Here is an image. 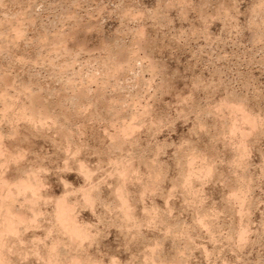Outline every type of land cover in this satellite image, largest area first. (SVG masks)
I'll return each instance as SVG.
<instances>
[{
	"label": "rangeland",
	"instance_id": "obj_1",
	"mask_svg": "<svg viewBox=\"0 0 264 264\" xmlns=\"http://www.w3.org/2000/svg\"><path fill=\"white\" fill-rule=\"evenodd\" d=\"M0 45V99L20 91L11 107L18 100L29 106L37 94L46 104L41 99L35 106L48 110L31 130L20 120L7 124L11 137L3 124L19 107H0V148L10 150L1 154L21 170L7 166L8 174L0 165V174L17 180L30 169L43 183L36 192L44 200L35 197L34 213H25L36 219L26 229L38 225L34 233L25 229V242L49 243L60 235V223L48 231L56 199L64 195L72 216L94 225L84 249L97 264H110V257L116 264H264L259 0H0ZM232 124L243 130L230 133ZM122 204L132 206L141 226L115 216ZM142 206L153 212L158 206L157 219L143 220ZM108 207L115 209L111 217L104 215ZM146 218L154 221L142 226ZM28 253L27 260L15 251L6 257L10 264L45 263Z\"/></svg>",
	"mask_w": 264,
	"mask_h": 264
},
{
	"label": "bare ground",
	"instance_id": "obj_2",
	"mask_svg": "<svg viewBox=\"0 0 264 264\" xmlns=\"http://www.w3.org/2000/svg\"><path fill=\"white\" fill-rule=\"evenodd\" d=\"M0 47H1V45H0ZM3 48V47H2ZM51 49V48H50ZM43 50V49H42ZM62 50V49H61ZM34 52V51H33ZM61 52V51H60ZM37 53V52H36ZM10 54V53H9ZM49 54V53H48ZM42 56V55H41ZM58 56V55H57ZM55 57H56V55H55ZM11 59V58H10ZM40 59V58H39ZM59 59V58H58ZM61 59V58H60ZM46 60V59H45ZM50 61V60H49ZM2 62V61H1ZM63 63V62H62ZM50 64V63H49ZM55 64V63H54ZM23 65V64H22ZM44 65V64H43ZM46 65H47V63H46ZM29 66V65H28ZM51 68V67H50ZM62 68V67H61ZM21 69V68H20ZM45 70H46V68H45ZM52 70V69H51ZM63 70V69H62ZM62 70H60V71H62ZM1 71V70H0ZM53 71V70H52ZM51 72V71H50ZM59 72V71H58ZM2 73V72H1ZM12 73V72H11ZM23 73V72H22ZM27 74V73H26ZM58 74V73H57ZM63 74V73H62ZM15 75V74H14ZM16 76V75H15ZM24 76V75H23ZM49 76V75H48ZM47 78V77H46ZM74 78V77H73ZM1 81H2V86H3V81L5 80V79H0ZM1 81H0V84H1ZM12 81V80H11ZM68 81V80H67ZM7 82V81H6ZM5 82V83H6ZM34 83V82H33ZM7 84V83H6ZM52 84V83H51ZM123 84V83H122ZM5 85V84H4ZM14 85V84H13ZM28 85V84H27ZM66 85V84H65ZM1 86V85H0ZM1 86V87H2ZM68 86V85H67ZM116 86V85H115ZM1 87H0V89H1ZM7 87V85H5L4 86V88H6ZM8 87H10V86H8ZM7 87V88H8ZM34 87V86H33ZM66 87V86H65ZM123 87V86H122ZM3 88V87H2ZM7 88H6V90H7ZM61 88V87H60ZM36 89V88H35ZM80 89V88H79ZM6 90H5V93H6ZM2 90H0V92H1ZM13 91V90H12ZM46 91V90H45ZM16 94H14L15 95V97L13 96V95H11V98H13L14 97V99H17L18 98V95L17 94H19L20 95V91L19 92H16V91H14ZM37 93H38V91H37ZM42 93V92H41ZM6 95H10V94H5L4 95V92H3V96H6ZM60 95H61V93H60ZM1 96V95H0ZM13 96V97H12ZM17 96V97H16ZM23 96V95H22ZM32 96V95H31ZM43 96V95H42ZM41 96V97H42ZM9 97V96H8ZM3 97V98H1L0 99V107L2 106V107H5L6 108V105L8 106V104L10 105L9 107H11V103L13 102L12 101V99L9 97ZM20 97V96H19ZM24 97V96H23ZM39 97H40V95H39ZM40 97V98H41ZM46 97V96H45ZM76 97V96H75ZM35 98V96L33 97V99ZM38 97H37V94H36V100H35V102L33 101V100H31L32 99V97H31V101H30V103L28 102V101H26V103L29 105V106H26L25 104H23V102H25V100L23 101L22 100V102L20 101V100H18V102H20V103H22L24 106L23 107H21L22 106V104H19V103H15L16 105V107L18 106L19 108H16L17 110L16 111H14L12 114H10V111L15 107L14 105H12L13 107H11L10 108V111L8 112V114H10V115H8V121L9 122H6L5 124H3V125H5L7 128L6 129H8L9 127L8 126H10L11 125V123L12 124H14V123H16V124H18V122H19V120L20 121H23V126H25L24 128H30V130H31V128L32 127H35V125H33V124H35L34 122L35 121H39L40 122V120H45V119H43L44 117H45V115L47 114L48 115V110H47V108H46V106L45 105H43V103H41V102H44L43 100L44 99H42V101L41 102H39V104L41 103V106H40V108L38 107V105H37V107L35 106L36 104H38L37 103V101H40L39 100V98L37 99ZM52 98V97H51ZM47 100V99H46ZM50 100V99H49ZM77 100V99H76ZM16 102H17V100H15ZM52 101V100H51ZM68 102V101H67ZM35 103V104H34ZM48 103V102H47ZM44 104H46L45 102H44ZM48 106V105H47ZM1 107V108H2ZM0 108V109H1ZM7 109V108H6ZM79 109V108H78ZM233 109H234V107H233ZM236 109V108H235ZM238 109V108H237ZM3 110V109H2ZM8 110V109H7ZM15 110V109H14ZM28 110V111H27ZM4 111V110H3ZM231 111H232V109H231ZM235 111V110H234ZM5 112H7V111H5ZM73 112V111H72ZM4 114V113H3ZM46 115V116H47ZM6 116V115H5ZM246 116V115H245ZM49 117H50V114H49ZM1 118V117H0ZM6 118V117H5ZM5 118H4V120H5ZM62 118V117H61ZM246 118H248L247 116H246ZM1 119H3V118H1ZM22 119V120H21ZM56 119V118H55ZM66 119V118H65ZM5 121H7V120H5ZM41 121V122H42ZM46 121V120H45ZM53 121V120H52ZM40 122V123H41ZM54 122V121H53ZM4 123V122H3ZM37 123V122H36ZM39 123V124H40ZM42 123H44V122H42ZM41 123V124H42ZM49 123V122H48ZM7 124H8V126H7ZM10 124V125H9ZM16 124H15V126H16ZM21 124V123H20ZM47 124V123H46ZM231 124V123H230ZM230 124H229V126H230ZM37 125V124H36ZM51 125V124H50ZM4 126V127H5ZM12 126H14V125H11V127ZM14 126V127H15ZM45 126V125H44ZM43 126V127H44ZM139 126V125H138ZM52 127V126H51ZM63 127V126H62ZM13 128V127H12ZM12 128H10L11 130H12ZM40 128V127H39ZM42 128V127H41ZM47 128V127H46ZM36 129V128H35ZM54 129V128H53ZM37 130V129H36ZM76 130V129H75ZM228 130V129H227ZM238 131V130H243V128L242 129H240V127L237 125H231V129H230V133H232L233 131ZM10 130L8 129V132H9ZM16 131V130H15ZM51 131V130H50ZM49 131V132H50ZM137 131V130H136ZM135 131V132H136ZM150 131V130H149ZM3 132H4V130L3 131H1V127H0V143H3L2 142V138H3ZM8 132H6V133H8ZM11 132V135H12V131H10ZM40 132V131H39ZM46 132V131H45ZM140 132V131H139ZM14 133V132H13ZM71 133V132H70ZM146 133V132H145ZM228 133V132H227ZM242 133V132H241ZM244 133V132H243ZM15 134V133H14ZM107 134V133H106ZM132 134V133H131ZM7 135V134H6ZM10 135V136H11ZM16 135H17V133H16ZM138 135V134H137ZM147 135V134H146ZM151 135V134H150ZM9 136V135H8ZM18 136V135H17ZM130 136V135H129ZM242 136V135H241ZM11 137H13V135L11 136ZM57 137V136H56ZM120 137V136H119ZM5 138V137H4ZM10 138V137H9ZM9 138H7V139H9ZM116 138V137H115ZM151 138H153V137H151ZM221 138V137H220ZM219 138V139H220ZM242 138V137H241ZM216 139V138H215ZM18 140H19V138H18ZM60 140V139H59ZM111 140H113V139H111ZM211 140V139H210ZM10 141V140H9ZM12 141V140H11ZM14 141V140H13ZM20 141V140H19ZM61 141V140H60ZM71 141V140H70ZM119 141V140H118ZM131 141H132V139H131ZM224 141V140H223ZM76 142V141H75ZM113 142V141H112ZM138 142V141H137ZM141 142V141H140ZM13 143V142H12ZM64 143V142H63ZM129 143V142H128ZM162 143V142H161ZM242 143H244L243 142V140H242ZM75 144V143H74ZM82 144V143H81ZM109 144V143H108ZM114 144V143H113ZM121 144V143H120ZM132 144V143H131ZM135 144V143H134ZM73 145V144H72ZM147 145V144H146ZM151 145V144H150ZM3 146H4V144H3ZM6 146V145H5ZM79 146V145H78ZM6 147H8V146H6ZM4 148V147H1L0 148V157H2V156H5L6 155V153L7 154H9V151L10 150H8L7 148ZM147 147V146H146ZM163 146H161L160 148H162ZM122 148V147H121ZM158 148V147H157ZM106 149V148H105ZM135 149V148H134ZM148 149V148H147ZM164 149V148H163ZM81 150V149H80ZM188 150V149H187ZM191 150V149H190ZM7 151V152H6ZM64 151V150H63ZM157 151V150H156ZM155 151V152H156ZM4 152H6L5 153V155H2V154H4ZM14 152V151H13ZM73 152H75V151H73ZM143 152V151H142ZM190 152V151H189ZM2 153V154H1ZM64 153V152H63ZM69 153V152H68ZM77 153V152H76ZM151 153H153V152H151ZM188 153V152H187ZM67 154V153H66ZM135 154V153H134ZM154 154V153H153ZM186 155V154H185ZM9 156V155H8ZM41 156V155H40ZM73 156H74V154H73ZM131 156V155H130ZM135 156V155H134ZM188 156V155H187ZM70 157V156H69ZM78 157V156H77ZM133 157V156H132ZM9 158V157H8ZM7 158V159H8ZM65 158V157H64ZM148 158V157H147ZM2 159H4L6 162L8 161V163L10 162L9 160H11V162H13L12 161V159L10 158V159H6V156L5 157H3V158H0V161L2 160ZM41 159V158H40ZM69 159V158H68ZM153 159V158H152ZM182 159H183V157H182ZM4 160H2L0 163V165L1 166H3V165H6V166H4L3 168H5V167H7V166H9V168L10 169H13L14 167H15V170L17 169V168H19V170H20V167H18V165H17V167L16 166H14L13 164L11 165V162H10V164H6V162L5 163H3L4 162ZM190 160V159H189ZM21 161V160H20ZM193 161V160H192ZM191 161V162H192ZM19 162V161H18ZM146 162V161H145ZM151 162V161H150ZM155 162V161H154ZM178 162V161H177ZM29 163V162H28ZM147 163V162H146ZM145 163V164H146ZM151 164V163H150ZM12 167H11V166ZM82 165V164H81ZM144 165V164H143ZM182 165V164H181ZM192 165V164H191ZM0 166V168H2ZM98 166V165H97ZM131 166V165H130ZM137 166V165H136ZM145 166V165H144ZM147 166V165H146ZM28 167V166H27ZM35 167V166H34ZM79 167V166H78ZM175 167V166H174ZM178 167V166H177ZM186 167V166H185ZM210 167V166H209ZM3 168H2V170H0V172L2 171V174H4L3 173V171H5V170H3ZM8 168V170H9V172H8V170L6 169V171L8 172V174L10 173V169ZM162 168V167H161ZM207 168V167H206ZM22 169V168H21ZM36 169H37V167H36ZM81 169H86V167H84L83 168V166H82V168H80V170ZM120 169V168H119ZM43 170V169H42ZM79 170V171H80ZM82 170V171H83ZM87 170V169H86ZM122 170V169H121ZM150 170V169H149ZM190 170H191V168H190ZM208 170V169H207ZM206 170V171H207ZM13 171V170H12ZM11 171V172H12ZM21 171V170H20ZM23 171V170H22ZM30 169H29V174L27 173V170H25L22 174H20L21 175V177L20 176H18V174L19 173H17V175L16 176H18V177H16L17 178V180L15 179V177H13V176H10L11 178H9V177H7V174L5 173V175H6V177L3 175V177H2V174H0L1 176H0V264H10V262H12V261H10L11 259L9 258H7L6 256H7V253H9V252H11V251H15V254H16V252H17V254H16V256H17V258H21L22 259V257H26V254L28 253V252H30L31 254H32V256H34V259H35V255H36V257L37 258H39V260H41L42 259V261H44L45 263L44 264H97L98 263V259H97V257H95V256H93V255H91V254H89L88 253V250H86V249H84V247H86L85 246V244H86V240L88 239V237H89V235L91 236V232H92V227H89V222H86V221H82V220H80V219H78L77 217H75V215H73L72 216V214H71V211L73 210H71V211H69L68 209H66L65 208V206H68V205H66L65 203L67 202V199L65 198V196L63 195V197L61 196V198H59V199H56V202H55V204H54V209L52 210L53 211V220H56V221H58V222H54V223H52L53 224V227H51L50 226V230L48 231L49 233L50 232H53L52 231V229H54L55 228V226H56V223H60L59 225H57V227L59 228V231H62L63 233H64V235L62 236V237H60V235H61V233L62 232H60V235H59V233H57V232H55V231H57L58 229H57V227H56V229L57 230H55L54 231V233L53 234H55V233H57V235H55V236H52V237H54L53 238V240H52V238H50L49 239V243H47V242H44V240L43 241H40V239H41V237H40V239H39V236H38V238L37 239H39V240H36V239H34L33 240V238L29 241V239H28V241L29 242H25V237H26V231H28L30 228H31V232H33L32 230H36V229H34V226H33V223H34V221L36 220H31V219H33V218H31V216H29V217H27V215L26 214H28L29 213V215H31V214H33L34 213V208H33V202L35 201V197H39V198H41L42 197V193H39L38 191L36 192V190H38V188H36V187H38V186H40V185H42L43 183L42 182H40V181H38L37 179H36V176H35V179H33L34 177H32L31 176V174H30ZM67 171V170H66ZM85 171V170H84ZM88 171V170H87ZM198 171V170H197ZM205 171V170H204ZM16 172H18L17 170H16ZM15 172V173H16ZM81 172V171H80ZM138 172V171H137ZM151 172V171H150ZM192 172V171H191ZM194 172V171H193ZM192 172V173H193ZM202 172V171H201ZM157 173V172H156ZM82 174H84L83 172H82ZM85 174H86V172H85ZM84 174V176H86V175H88L89 174V172L85 175ZM120 174V173H119ZM148 174V173H147ZM152 174V173H151ZM201 174H203V173H201ZM11 175V174H10ZM13 175V174H12ZM36 175V174H35ZM112 175V174H111ZM154 175V174H153ZM159 175V174H158ZM181 175V174H180ZM183 175H185V174H183ZM115 176V175H114ZM118 176V175H117ZM121 176V175H120ZM194 176V175H193ZM87 177V176H86ZM137 177V176H136ZM182 177V176H181ZM180 177V178H181ZM32 178V179H31ZM38 178V177H37ZM85 178V177H84ZM88 178V177H87ZM86 178V179H87ZM90 178V177H89ZM112 178V177H111ZM159 178H160V176H159ZM187 178H189V177H187ZM195 178V177H194ZM85 179V180H86ZM119 179V178H118ZM161 179V178H160ZM202 179V178H201ZM121 181H122V179H120ZM152 180V179H151ZM176 180V179H175ZM182 180V179H181ZM189 180V179H188ZM200 180V179H199ZM150 181V180H149ZM193 181V180H192ZM87 182V181H86ZM85 182V183H86ZM116 182V181H115ZM120 182V181H119ZM159 182V181H158ZM188 182V181H187ZM199 182V181H198ZM197 182V183H198ZM203 182V181H202ZM42 183V184H41ZM148 183V182H147ZM150 183V182H149ZM63 184V183H62ZM124 184V183H123ZM37 185V186H36ZM64 185V184H63ZM122 185V184H121ZM150 185V184H149ZM157 185V184H156ZM186 185V184H185ZM203 185V184H202ZM44 186V185H43ZM42 186V187H43ZM80 186V185H79ZM143 186H144V184H143ZM147 186V185H146ZM201 186V185H200ZM66 187V186H65ZM65 187H64V189H65ZM88 187V186H87ZM115 187V186H114ZM121 187V186H120ZM188 187H189V184H188ZM150 188V187H149ZM171 189H172V187H170ZM194 188V187H193ZM39 189H41V187L39 188ZM69 189V188H68ZM78 189V188H77ZM76 189V190H77ZM81 192H83V193H85V187L84 186H81ZM89 189V188H88ZM115 189V188H114ZM123 189V188H122ZM145 189V188H144ZM148 189V188H147ZM151 190V189H150ZM159 190V189H158ZM191 190V189H190ZM66 191V190H65ZM91 191V190H90ZM90 191H88V192H90ZM117 191V190H116ZM148 191V190H147ZM154 191V190H153ZM156 191V190H155ZM169 191V190H168ZM182 191V190H181ZM67 192V191H66ZM71 192V191H70ZM73 192V191H72ZM79 192H80V189H79ZM80 192V193H81ZM118 192H119V190H118ZM124 192V191H123ZM144 191H142V193H143ZM151 192H152V190H151ZM158 192V191H157ZM160 192V191H159ZM162 192V191H161ZM172 192V191H171ZM170 192V193H171ZM173 192H174V190H173ZM184 192V191H183ZM68 193H69V191H68ZM94 193V192H93ZM121 193V192H120ZM124 193H126V192H124ZM141 193V196L143 197V194ZM154 193H156V192H154ZM189 193V192H188ZM117 194V193H116ZM115 194V195H116ZM149 194V193H148ZM151 194V193H150ZM194 194V193H193ZM232 194V193H231ZM94 195V194H93ZM92 195V196H93ZM160 195V194H159ZM167 195V194H166ZM230 195V194H229ZM235 195V194H234ZM41 196V197H40ZM81 196V195H80ZM82 196H84V194H82ZM88 195H85L84 197H87ZM114 196V195H113ZM119 197H120V195H118ZM189 196H191V195H189ZM97 197H98V195H97ZM121 197H122V195H121ZM120 197V198H121ZM125 197V196H124ZM124 197H122L120 200H122V202H123V200H125L126 201V198H124ZM153 197H155V196H153ZM68 198V197H67ZM89 198H90V196H89ZM93 198H94V196H93ZM108 198V197H107ZM116 198V197H115ZM166 198V197H165ZM233 198V197H232ZM231 198V199H232ZM38 199V198H37ZM41 199H43L44 200V198H41ZM84 200L86 199V198H83ZM91 199V198H90ZM141 199V198H140ZM87 200V199H86ZM119 200V201H120ZM128 200V199H127ZM168 200V199H167ZM167 200H166V203H167ZM188 200V199H187ZM186 200V201H187ZM50 201V200H49ZM118 201V202H119ZM142 201V200H141ZM88 202V201H87ZM95 202V201H94ZM116 202V201H115ZM128 202V201H127ZM150 202V201H149ZM190 202V201H189ZM37 203V202H36ZM40 203H42V202H40ZM97 203V202H96ZM103 203V202H102ZM151 203V202H150ZM191 203V202H190ZM35 204V203H34ZM107 204V203H106ZM121 204V203H120ZM119 204V205H120ZM164 204H165V202H164ZM163 204V205H164ZM87 205H88V203H87ZM110 205V204H109ZM123 205V204H122ZM127 205V204H126ZM166 205V204H165ZM167 206V205H166ZM236 206V205H235ZM70 207H72V206H70ZM69 207V208H70ZM107 207V206H106ZM123 207H124V205H123ZM142 207H144V208H141V210L142 211H139V213H141L139 216L140 217H143V220H144V218L145 217H147V215H150V217H154L155 218V220L157 219V217L155 216L156 214H155V212L156 211H158L157 209H159L158 208V206H156L157 207V209H156V207L154 208L155 210H154V212L151 210V209H149L151 212H147L145 209H147V208H145V206H142ZM150 207H152V206H150ZM150 207H148V208H150ZM186 207V206H185ZM68 208V207H67ZM73 208V207H72ZM84 208V207H83ZM94 208V207H93ZM113 208H115V207H113ZM126 207H124L123 209H122V206H120L119 207V209H118V211L115 213V216H116V214H120V216L121 215H123V217L125 218V219H130V221H132L133 222V224H134V227H135V225L138 227L139 225L141 226V224H140V222L139 221H141V223L143 222L142 220H137V217H136V215H135V211H133V209H131L132 208V206H129L128 208H126ZM106 209V208H105ZM108 209H109V207H108ZM117 209V208H116ZM135 209V208H134ZM95 210V209H94ZM110 210V209H109ZM122 210H124V211H122ZM148 210V209H147ZM148 210V211H149ZM38 211V212H37ZM91 212H92V209L90 210ZM105 211V210H104ZM144 211H146L148 214H146L145 216H142V214L144 215ZM160 211V210H159ZM167 211V210H166ZM28 212V213H27ZM44 213V212H46L45 210H41V209H35V213H37V215H39V214H41V213ZM164 212V211H163ZM26 213V214H25ZM42 213V214H43ZM73 214H74V211L72 212ZM150 213H152V216H151V214ZM157 213H159V212H157ZM153 214H154V216H153ZM160 214V213H159ZM158 214V215H159ZM98 215V214H97ZM101 215V214H100ZM104 215H106V214H104ZM35 217H36V214L34 215ZM76 216H77V213H76ZM99 216V215H98ZM119 216V215H118ZM38 217V216H37ZM40 217V216H39ZM43 217V216H42ZM41 217V218H42ZM45 217V216H44ZM101 217V216H100ZM105 217V216H104ZM103 217V218H104ZM139 217V218H140ZM149 217V216H148ZM31 218V219H30ZM121 218V217H120ZM154 218H152L153 219V221H154ZM161 218V217H160ZM164 218V217H163ZM50 219H52L51 218V215H50ZM147 219L148 218H146V221H145V223H143L142 224V226L143 225H146V222H147ZM150 219V220H149ZM148 220L149 221H151V222H153L152 221V219L151 218H149ZM177 219V218H176ZM200 219V218H199ZM28 220V222H26ZM29 220H31L33 223H32V226L33 227H31V224H30V228L28 229H26V227H29V225L28 226H24V223H25V225H27L26 223H29ZM40 220H42V219H40ZM52 220V221H53ZM102 220V219H101ZM110 220V219H109ZM119 219H117V221H118ZM120 220H122V219H120ZM158 220H160L159 218H158ZM163 220V219H162ZM30 221V222H31ZM51 221V222H52ZM99 221V220H98ZM129 221V222H130ZM165 221V220H164ZM201 221V220H200ZM207 221V220H206ZM111 222V221H110ZM114 222V221H113ZM112 222V223H113ZM121 222V221H120ZM132 222H130L131 223V225H132ZM211 222V221H210ZM49 223V222H48ZM105 223V222H104ZM123 223V222H122ZM127 223V222H126ZM149 223V222H148ZM148 223H147V225H148ZM157 223V222H156ZM155 223V224H156ZM200 223V222H199ZM51 224V225H52ZM54 224H55V226H54ZM150 224V223H149ZM201 224V223H200ZM213 224H214V222H213ZM24 226V228H23V226ZM102 225V224H101ZM118 225V224H117ZM120 225V224H119ZM123 225V224H122ZM122 225H121V227H122ZM127 225H129V224H126V226ZM158 225V224H157ZM165 225V224H164ZM22 226V227H21ZM36 226H38V225H36ZM35 226V227H36ZM133 226V225H132ZM155 226V225H154ZM40 227V226H39ZM112 227V226H111ZM130 227V226H129ZM146 227V226H145ZM150 227V226H149ZM169 227V226H168ZM204 227V226H203ZM211 227V226H210ZM21 228V229H20ZM119 228H120V226H119ZM123 228H124V226H123ZM128 228V227H127ZM140 228V227H139ZM180 228V227H179ZM201 228V227H200ZM25 229H26V231H25ZM126 229V228H125ZM131 229V228H130ZM133 229V228H132ZM137 229V228H136ZM149 229V228H148ZM187 229V228H186ZM193 229V228H192ZM117 230V229H116ZM126 230H128V229H126ZM146 230V229H145ZM172 230V229H171ZM196 230H197V228H196ZM195 230V231H196ZM241 230V229H240ZM46 231V232H47ZM58 231V232H59ZM121 231V230H120ZM123 231V230H122ZM134 231V230H133ZM136 231V230H135ZM175 231V230H174ZM45 232V231H44ZM95 232H97L96 231V229H95ZM129 232V231H128ZM243 232V231H242ZM34 233V232H33ZM62 233V234H63ZM190 233V232H189ZM28 234H29V232H28ZM31 234V233H30ZM144 234V233H143ZM163 234V233H162ZM170 234V233H169ZM48 235H50V234H48ZM52 235V234H51ZM141 235V234H140ZM241 235V234H240ZM27 236H30V237H33V235L31 234V235H27ZM36 236V235H35ZM47 236V235H46ZM93 236H95L94 234H93ZM134 236V235H133ZM142 236V235H141ZM165 236V235H164ZM92 237V236H91ZM162 237V236H161ZM168 237V236H167ZM184 237V236H183ZM191 237V236H190ZM46 238V237H45ZM48 238V237H47ZM46 238V239H47ZM125 238V237H124ZM130 238V237H129ZM45 239V240H46ZM94 239H95V237H94ZM128 239V238H127ZM142 239V238H141ZM145 239V238H144ZM172 239V238H171ZM175 239V238H174ZM183 239V238H182ZM12 240V241H11ZM129 240H131V239H129ZM153 240V239H152ZM165 240V239H164ZM179 240V239H178ZM47 241V240H46ZM51 241V242H50ZM124 241V240H123ZM122 241V242H123ZM127 241V240H126ZM145 241H147V240H145ZM184 241V240H183ZM90 242H91V240H90ZM156 242V241H155ZM136 243V242H135ZM152 243V242H151ZM192 243V242H191ZM89 244V243H88ZM186 244H188V243H186ZM91 245V244H90ZM90 245L89 246H87V247H90ZM14 246H15V249H13L14 248ZM173 246H175V245H173ZM172 246V247H173ZM188 246V245H187ZM143 247V246H142ZM192 247V246H191ZM135 248V247H134ZM90 249V248H89ZM20 251V252H19ZM87 251V252H86ZM157 251V250H156ZM43 252H44V254H43ZM13 253V252H12ZM145 253V252H144ZM176 253V252H175ZM29 254V253H28ZM97 254V253H96ZM152 254V253H151ZM95 255V254H94ZM143 255V254H142ZM149 255V254H148ZM175 255V254H174ZM8 256H9V254H8ZM28 256V255H27ZM151 256V255H150ZM29 257V256H28ZM28 257H26V258H28ZM31 257V256H30ZM129 257H130V255H129ZM137 257V256H136ZM153 257V256H152ZM23 258V259H24ZM25 258V259H26ZM41 258V259H40ZM135 258V257H134ZM146 258V257H145ZM155 258V257H154ZM158 258V257H157ZM24 259V260H25ZM136 259V258H135ZM27 260V259H26ZM101 260V259H100ZM112 260H113V258H111L110 257V264H111V262H112ZM23 261V260H22ZM21 261V262H22ZM116 262H117V260H116ZM128 262V261H127ZM152 262V261H151ZM137 264V263H136ZM143 264V263H142Z\"/></svg>",
	"mask_w": 264,
	"mask_h": 264
},
{
	"label": "clouds",
	"instance_id": "obj_3",
	"mask_svg": "<svg viewBox=\"0 0 264 264\" xmlns=\"http://www.w3.org/2000/svg\"><path fill=\"white\" fill-rule=\"evenodd\" d=\"M259 6H260L261 8H264V0H259ZM69 170H71V169H69ZM93 175H94V174H93ZM66 186H67V187H72L71 183H67ZM68 195H70V196H76L77 193H76V192H70V193H68ZM83 210H84V211H88L89 208L86 207V208H84ZM114 212H115V209H111V210H109V209H105V214H106V216H108V217H111V216L113 215ZM92 214H93V216H96V212H95V211H93ZM89 227H94V225H89ZM116 259H117V258H113L111 264H116ZM99 264H104V261H103V260L99 261Z\"/></svg>",
	"mask_w": 264,
	"mask_h": 264
}]
</instances>
